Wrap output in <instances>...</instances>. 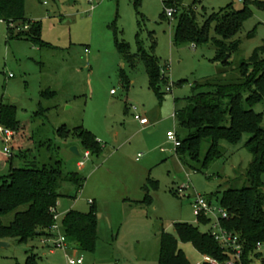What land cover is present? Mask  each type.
<instances>
[{
	"label": "rangeland",
	"instance_id": "rangeland-1",
	"mask_svg": "<svg viewBox=\"0 0 264 264\" xmlns=\"http://www.w3.org/2000/svg\"><path fill=\"white\" fill-rule=\"evenodd\" d=\"M162 1L25 0L24 16L40 23L44 46L26 38L7 39V25L0 22V105H14L21 124L17 130L11 129L13 151L6 161L14 158L17 167L34 156L42 162L53 156L62 160L66 170L85 177L79 192L69 183L63 185L65 195L56 205L55 237L48 243L42 238L27 243L11 240L9 247H0V264H25L30 254L37 256V264H67V255L81 256L83 264H158L161 230L174 234V224L182 222L201 232L208 230L193 213L196 194L221 207L225 189L247 185L251 154L244 144L248 134L236 144L221 141L223 156L201 169L200 161L187 156L179 159L166 133L186 136L174 114L186 107L196 82L234 69L264 45V0H198L194 5L193 0H184V8L195 11L198 25L230 4L235 10L247 5L249 13L241 29L226 40L228 44L238 42L228 65L214 60L215 40L222 38L214 32L213 23L206 43L173 45L176 19L161 18ZM18 25L14 34L21 27ZM113 26L118 38L129 45L133 65L116 51ZM140 47L155 55L161 66L167 64L171 91L159 85L158 96L150 87L138 56ZM42 91L52 94L43 97ZM253 110L261 113L264 127V100ZM135 114L145 117L148 124L140 126ZM61 126L90 131L101 145L100 154L84 157L77 139L64 143L56 136ZM49 141L51 150L45 147ZM70 144L78 146V156L69 151ZM3 146L0 137V151ZM206 149L204 143L200 159ZM8 170L6 164L3 173ZM261 180L264 191V173ZM152 182L157 188L148 189L151 205L139 204L146 193L144 185ZM177 188L183 192L176 194ZM90 202L98 220L94 251L51 250L47 245L63 235L64 214L70 209L88 212ZM11 217L9 214L3 221ZM177 246L191 264H202V255L191 242L178 241ZM261 253L264 255V244ZM259 262L260 258L253 259V264Z\"/></svg>",
	"mask_w": 264,
	"mask_h": 264
},
{
	"label": "trees",
	"instance_id": "trees-1",
	"mask_svg": "<svg viewBox=\"0 0 264 264\" xmlns=\"http://www.w3.org/2000/svg\"><path fill=\"white\" fill-rule=\"evenodd\" d=\"M197 1L193 0L192 4ZM183 2L184 0L162 1V19L169 20L165 10L174 9L176 25L172 37L173 45L206 43L213 23L214 32L222 38L215 40L214 60L228 65V59H223L227 54L230 57L238 49V42L228 44L226 40L241 29L249 13L247 5L235 10L230 4L227 8L210 14L198 25L195 11L193 8L185 9ZM24 3L25 0H0V21L7 25V39L26 38L40 46L47 45L41 40L40 23L24 16ZM261 6L264 7V4ZM18 23L21 27L14 34L13 30L19 26ZM115 29L113 26L116 51L123 55L128 64L133 65L134 58L128 53L129 45L118 38ZM138 56L145 67L150 87L160 96L159 85L167 86V78L161 75L163 66L155 55L143 51L141 47ZM192 90V95L186 98V107L174 114L181 129L187 133L185 137H179L176 133L180 140L179 146L175 148L179 159L187 156L191 161H200L201 169L206 168L223 156L221 141L236 144L244 133L249 135L244 144L251 154L246 168L247 185L225 189L221 193L219 205L230 215L228 220L223 221V226L238 234L242 243V253L235 260V264H252L254 258H261V252L255 251L256 244H264V191L261 180L264 173V127L261 125V113L253 110L255 104L264 100V45L257 47L247 60L241 61L234 69L222 70L215 76L196 82ZM244 93L247 94L246 97L243 96ZM51 94L47 91L41 93L43 97ZM20 125L14 105L1 104L0 126L17 130ZM56 136L64 142L77 139L89 154L99 155L101 152L97 138L83 127L61 126L56 130ZM50 142L45 144L47 150L52 149ZM204 143L207 144V149L200 159ZM13 159H0V240L27 243L35 238H42L45 242L52 237L50 227L54 222L53 215L56 213L58 199L65 195L62 192L63 185L69 183L79 192L85 177L75 171L66 170L62 160L53 156L46 162L39 161L34 156L31 160H23L21 166L17 167L13 165ZM5 164H9L6 174L2 173ZM149 187L156 189L157 183L144 185L146 193L139 204L151 205ZM90 203L88 212L70 209L64 214L61 223L67 248L94 251L98 220L94 204ZM9 214L12 217L5 223L3 218ZM199 221L208 225L206 218H200ZM178 241L191 242L201 255L211 256L221 262L232 258V251L222 247L209 229L201 232L197 226L182 222L174 224V234L161 230L158 264H191L177 246ZM47 246L50 248V245ZM25 264H37V256L28 255Z\"/></svg>",
	"mask_w": 264,
	"mask_h": 264
},
{
	"label": "built area",
	"instance_id": "built-area-1",
	"mask_svg": "<svg viewBox=\"0 0 264 264\" xmlns=\"http://www.w3.org/2000/svg\"><path fill=\"white\" fill-rule=\"evenodd\" d=\"M174 9L168 8L165 10V14L167 17L171 18L173 16ZM26 28V27H25ZM194 47V45H193ZM167 65V64H166ZM164 66L161 68V75L162 77L167 78L168 80V75L166 73V68L167 66ZM166 91H171V84H167L166 86ZM113 93V91H112ZM135 109V107H133ZM134 119L138 121V123L141 126H145L148 124V121L145 117L140 116L138 114L134 115ZM167 139L171 141V143L174 145L176 148L180 144V140L178 139L176 132L174 131H168L166 133ZM0 137L2 140V143L4 144L2 151L6 156H10L11 154V147H10V142L13 139V131L9 128H5L3 126H0ZM89 152L84 151V157L88 156ZM83 162L78 161L77 165L82 166ZM177 194L183 192L181 188L176 189ZM192 209L194 215L200 220V218H206L208 220V229L210 234L214 237V239L224 248L230 249L232 251V258L227 259L224 262L218 261L217 259L208 256V255H202V263L207 262L209 264H235V260H238L240 258V255L242 253V243L240 240V237L238 234L228 230L223 226V221L228 220L230 215L228 211L222 207H216L213 205L211 202H209L206 197L200 194H196L193 197L192 200ZM52 211L54 212L55 209L53 208ZM54 222L52 223L50 227V231L52 234V237L48 238L45 240V243L50 242L54 237H55V230L57 229L56 225V219H57V213H54L53 215ZM263 243H257L256 244V252H261V246ZM54 247H61L66 249L67 245L65 243L64 236H59V238L54 241L51 245L50 248L51 250ZM66 263L67 264H83V258L80 257H72L67 255L66 256ZM260 264H264V260H260ZM253 264V262H252Z\"/></svg>",
	"mask_w": 264,
	"mask_h": 264
},
{
	"label": "water",
	"instance_id": "water-1",
	"mask_svg": "<svg viewBox=\"0 0 264 264\" xmlns=\"http://www.w3.org/2000/svg\"><path fill=\"white\" fill-rule=\"evenodd\" d=\"M228 57H229V55L227 54V55L225 56V58L223 59V61H226V60L228 59ZM69 151H70L72 154L76 155V156L79 155V149H78V147H77L76 145H71V146L69 147ZM9 246H10V241L0 240V247H4V248H6V247H9Z\"/></svg>",
	"mask_w": 264,
	"mask_h": 264
},
{
	"label": "crops",
	"instance_id": "crops-1",
	"mask_svg": "<svg viewBox=\"0 0 264 264\" xmlns=\"http://www.w3.org/2000/svg\"><path fill=\"white\" fill-rule=\"evenodd\" d=\"M1 22V21H0ZM3 22V21H2ZM111 93H112V90L110 91ZM140 125V124H139ZM141 126V125H140ZM146 126V125H145ZM143 127V126H142ZM168 132V131H167ZM167 137V136H166ZM64 143H66V142H64ZM78 147V146H77ZM12 151H13V149L11 148V153H12ZM7 156L3 153V151L1 150L0 151V159H3V160H5L6 161V158ZM3 169H2V173H3V171H4V169L6 168V164L2 167ZM93 203V202H92ZM91 203H89V205H90ZM262 259H264V255L261 253V258H260V260H262ZM260 264V263H259Z\"/></svg>",
	"mask_w": 264,
	"mask_h": 264
}]
</instances>
